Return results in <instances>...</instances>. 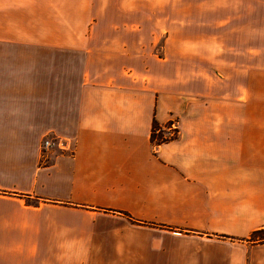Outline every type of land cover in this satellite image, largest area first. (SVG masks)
Returning <instances> with one entry per match:
<instances>
[{
	"label": "crops",
	"instance_id": "obj_1",
	"mask_svg": "<svg viewBox=\"0 0 264 264\" xmlns=\"http://www.w3.org/2000/svg\"><path fill=\"white\" fill-rule=\"evenodd\" d=\"M134 2L0 0V264H264V79L165 69Z\"/></svg>",
	"mask_w": 264,
	"mask_h": 264
},
{
	"label": "rangeland",
	"instance_id": "obj_2",
	"mask_svg": "<svg viewBox=\"0 0 264 264\" xmlns=\"http://www.w3.org/2000/svg\"><path fill=\"white\" fill-rule=\"evenodd\" d=\"M238 8L224 0H135L128 7L111 5L108 12L145 16L144 21L135 20L134 29L150 32L154 54L168 63L165 69L181 71L182 62L184 78L190 76L195 47L199 56L214 52L218 62H245L247 77L255 70L264 79V6L241 7L244 14ZM255 16L261 22L252 21ZM257 88L264 93V84ZM262 117L264 124V112ZM164 136L170 137L169 132Z\"/></svg>",
	"mask_w": 264,
	"mask_h": 264
},
{
	"label": "trees",
	"instance_id": "obj_3",
	"mask_svg": "<svg viewBox=\"0 0 264 264\" xmlns=\"http://www.w3.org/2000/svg\"><path fill=\"white\" fill-rule=\"evenodd\" d=\"M157 131H160L159 133H157ZM153 135L155 138H157V145H161L164 143H168L174 139H167L164 137V132H162V128H157L156 130H154ZM250 241L253 243H264V229L254 232L251 237H250Z\"/></svg>",
	"mask_w": 264,
	"mask_h": 264
},
{
	"label": "built area",
	"instance_id": "obj_4",
	"mask_svg": "<svg viewBox=\"0 0 264 264\" xmlns=\"http://www.w3.org/2000/svg\"><path fill=\"white\" fill-rule=\"evenodd\" d=\"M176 130H177V128L175 126V123H172L171 125H169L167 127V130L166 131L162 129V132H164V133H166V132L168 133L169 132L170 137H165L164 136L165 138H167V139H175L177 137ZM159 132L160 131H157V133H159ZM55 145H56V142H54V141H45V143H44V147L45 148L53 147Z\"/></svg>",
	"mask_w": 264,
	"mask_h": 264
}]
</instances>
